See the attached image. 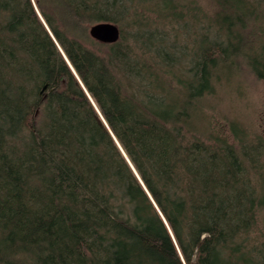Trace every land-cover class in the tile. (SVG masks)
<instances>
[{"label": "trees", "instance_id": "obj_1", "mask_svg": "<svg viewBox=\"0 0 264 264\" xmlns=\"http://www.w3.org/2000/svg\"><path fill=\"white\" fill-rule=\"evenodd\" d=\"M206 4L0 0V264H264V136L206 113L264 0Z\"/></svg>", "mask_w": 264, "mask_h": 264}, {"label": "rangeland", "instance_id": "obj_2", "mask_svg": "<svg viewBox=\"0 0 264 264\" xmlns=\"http://www.w3.org/2000/svg\"><path fill=\"white\" fill-rule=\"evenodd\" d=\"M205 9L208 0H200ZM211 10V8H210ZM90 35V34H89ZM88 46L105 50L97 40L90 36ZM47 88L44 90L46 91ZM210 108L206 109L212 121V129L231 134L234 126L244 131L248 138L264 136V81L259 79L246 65L232 69L219 80L212 95H208ZM233 134V133H232ZM233 139V136L230 135Z\"/></svg>", "mask_w": 264, "mask_h": 264}, {"label": "water", "instance_id": "obj_3", "mask_svg": "<svg viewBox=\"0 0 264 264\" xmlns=\"http://www.w3.org/2000/svg\"><path fill=\"white\" fill-rule=\"evenodd\" d=\"M89 34L92 38H94L95 40H97L99 42L115 43V42L119 41L121 38V28L119 27L118 24H116L112 21H100V22H96L90 26ZM51 35L53 36L52 32H51ZM61 51H62V49H61ZM63 54H64V52H63ZM64 56L67 59V61L69 62V60L65 54H64ZM69 64H70L71 68L73 69L74 73L77 75L75 69L73 68V66L71 65L70 62H69ZM77 77H78V75H77ZM81 84H82L83 88L85 89L86 93L88 94V96L93 101L92 96L90 95L88 90L85 88L84 84L82 82H81ZM47 86H48V84L44 85L43 90H45L47 88ZM93 103H94V101H93ZM94 105H95V103H94Z\"/></svg>", "mask_w": 264, "mask_h": 264}]
</instances>
